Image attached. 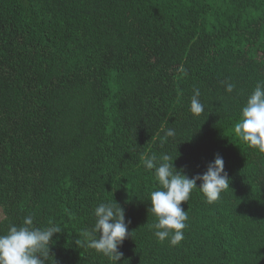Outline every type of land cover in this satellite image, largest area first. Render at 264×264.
Listing matches in <instances>:
<instances>
[{
	"label": "trees",
	"instance_id": "trees-1",
	"mask_svg": "<svg viewBox=\"0 0 264 264\" xmlns=\"http://www.w3.org/2000/svg\"><path fill=\"white\" fill-rule=\"evenodd\" d=\"M258 82L264 0H0V234L32 215L61 227L49 264H113L75 241L116 201L133 232L118 264H264V153L234 133ZM151 154L189 178L219 154L229 177L183 202L175 246L149 227Z\"/></svg>",
	"mask_w": 264,
	"mask_h": 264
},
{
	"label": "clouds",
	"instance_id": "clouds-1",
	"mask_svg": "<svg viewBox=\"0 0 264 264\" xmlns=\"http://www.w3.org/2000/svg\"><path fill=\"white\" fill-rule=\"evenodd\" d=\"M234 89L233 83L226 84V92L232 93ZM200 95V90L194 89L190 104L194 116H200L205 110ZM234 133L249 147L264 153V82L257 83L242 107V118L234 125ZM175 135V130L169 128L161 142L165 143ZM141 161L147 170L154 171V181L159 185L150 192L149 213L156 217V222L149 227L160 242L170 238L173 246L184 238L188 212L182 204L190 199L193 190L199 189L206 201L213 203L230 188L225 162L219 154L209 163L206 172L191 178L175 167L168 154L142 156ZM197 181L201 182L199 187ZM93 215L94 225L82 231V239H76V245L94 249L113 264H118L123 256L119 247L133 233H129L130 221L125 222L124 209L116 201L100 202ZM60 232L58 224L50 222L46 227H37L32 215L25 216L21 225L10 224L7 232L0 234V264H49L51 245L55 243L53 236Z\"/></svg>",
	"mask_w": 264,
	"mask_h": 264
},
{
	"label": "rangeland",
	"instance_id": "rangeland-1",
	"mask_svg": "<svg viewBox=\"0 0 264 264\" xmlns=\"http://www.w3.org/2000/svg\"><path fill=\"white\" fill-rule=\"evenodd\" d=\"M1 216H2V212H1V208H0V218H1Z\"/></svg>",
	"mask_w": 264,
	"mask_h": 264
}]
</instances>
